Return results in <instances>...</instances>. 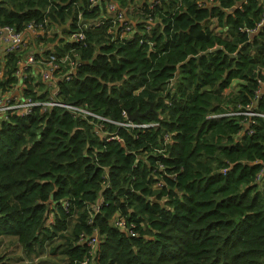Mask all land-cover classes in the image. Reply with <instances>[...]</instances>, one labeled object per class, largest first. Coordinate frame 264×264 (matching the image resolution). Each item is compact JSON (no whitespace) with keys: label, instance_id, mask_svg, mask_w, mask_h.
Masks as SVG:
<instances>
[{"label":"trees","instance_id":"obj_1","mask_svg":"<svg viewBox=\"0 0 264 264\" xmlns=\"http://www.w3.org/2000/svg\"><path fill=\"white\" fill-rule=\"evenodd\" d=\"M107 1L139 13L130 37L91 27ZM263 13L259 0H0V27L46 21L54 54L76 55L57 99L109 119L103 131L121 140L60 107L0 121V238L27 253L58 239L65 264H264ZM84 23L85 39L66 41ZM20 60L0 59V93ZM82 234L96 235L91 254Z\"/></svg>","mask_w":264,"mask_h":264},{"label":"built area","instance_id":"obj_2","mask_svg":"<svg viewBox=\"0 0 264 264\" xmlns=\"http://www.w3.org/2000/svg\"><path fill=\"white\" fill-rule=\"evenodd\" d=\"M100 0H89L92 5H96ZM149 1V0H148ZM153 1V0H151ZM141 3V0H140ZM104 16L97 20L91 27L99 28L103 25H107L106 32L109 34L111 40H122L130 37L137 27V22H142L141 20H133L130 15L132 10L120 8L116 2L107 1L104 4ZM78 19H81V14L78 15ZM144 29L150 32L152 28V23L150 19L144 21ZM83 30L69 34L66 37L68 42H80L85 39L84 30L90 28L86 23L81 25ZM30 33L28 36L27 34ZM34 37L35 41H46L49 37V28L46 21L42 23H28L24 30L18 31L13 26H2L0 27V52L2 53V63L7 55L12 53H18L21 55V60L18 63V71L16 75H23L28 68L39 63L44 65V69L40 72V81L47 85H52L53 90L47 95L44 100H37L32 96L20 95L11 96L10 98L4 97L0 100V121L6 120L10 113L17 116H27L29 115L35 107H39L41 112L51 111L55 107L64 108L70 112L75 118L85 119L86 122L91 126L93 135L99 139L111 140L115 139L119 142L121 140L116 134L109 131H103V123H111L107 118L101 117L94 112L90 111L86 106L66 104L57 99L58 88L55 83L59 79L69 81L75 72L77 66V57L71 58L69 54L62 57H57L53 51L44 58L42 56L44 52L43 49H36V46H32L29 43L30 38ZM23 53L25 56L21 54ZM28 78V74L23 78ZM25 81V80H24ZM17 85V84H16ZM126 117V114L124 113ZM121 126L125 127H140L145 128L151 125L147 124H133L132 122L121 123ZM164 144L171 143L170 136L164 134L162 137ZM161 184L159 182L153 185V188H159ZM62 207L68 209L67 201L62 202ZM90 211V216L97 213L100 210L99 204H92ZM113 226L119 231L127 234L128 236L134 237L137 232L134 230V225L132 223L127 224L125 219L119 215L115 216L113 219ZM79 242L85 244L88 248L87 253H92L96 248L97 238L96 235L92 237H85L83 234L80 235ZM88 259L85 258L81 264H87Z\"/></svg>","mask_w":264,"mask_h":264},{"label":"rangeland","instance_id":"obj_3","mask_svg":"<svg viewBox=\"0 0 264 264\" xmlns=\"http://www.w3.org/2000/svg\"><path fill=\"white\" fill-rule=\"evenodd\" d=\"M130 17L133 20L139 19V13L137 11H132ZM54 38V30L49 28V37L44 42L35 41L33 35L29 40L30 45L36 46V49H43L44 52L46 51H54V44L52 39ZM59 37L55 38V42H58ZM33 41V42H32ZM34 43V44H33ZM23 57L25 56L21 53ZM44 58L47 57L44 53L42 54ZM44 69V65L42 64H35L32 68V75H29L28 79L29 84L32 89L39 95L43 92L50 93L53 90L52 85L43 84L40 81V72ZM25 79V80H26ZM28 83L24 84L27 85ZM14 91V88L10 89L6 93H0V100L4 99V97L10 98L12 95L11 93ZM113 218V217H112ZM60 241L58 239L54 240L52 244H47L42 250H35L32 253H27L22 250L19 244L15 241L14 238L6 237L0 238V264H65L64 257L60 255L57 251L52 253L50 248L54 245L59 244Z\"/></svg>","mask_w":264,"mask_h":264},{"label":"crops","instance_id":"obj_4","mask_svg":"<svg viewBox=\"0 0 264 264\" xmlns=\"http://www.w3.org/2000/svg\"><path fill=\"white\" fill-rule=\"evenodd\" d=\"M143 2V0H141V3ZM259 2L262 4L263 6V12H264V0H259ZM264 14V13H263ZM263 24H264V15H263ZM31 32H29L27 35L29 36ZM33 42V41H32ZM34 44V43H33ZM0 57H2V53L0 52ZM32 67L28 68L27 71L23 74V75H18L17 76V79H18V83L17 85H15L14 87V91L11 93L12 96H20L21 94L23 95V89L25 88V85H24V80L23 79L27 74L28 76L29 75H32L31 72H32ZM264 72V70H263ZM264 93V80L261 82V86H260V89H259V92L258 94H262Z\"/></svg>","mask_w":264,"mask_h":264},{"label":"water","instance_id":"obj_5","mask_svg":"<svg viewBox=\"0 0 264 264\" xmlns=\"http://www.w3.org/2000/svg\"><path fill=\"white\" fill-rule=\"evenodd\" d=\"M216 48H218V47H216ZM216 48H214V49H216ZM214 49L208 50L207 52L212 51ZM134 116H136V113H134L132 116H130V119L131 120H135L136 118H133Z\"/></svg>","mask_w":264,"mask_h":264}]
</instances>
